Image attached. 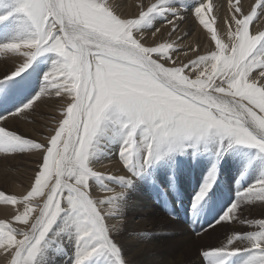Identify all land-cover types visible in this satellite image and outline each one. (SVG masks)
<instances>
[{
	"label": "snow or ice",
	"instance_id": "snow-or-ice-1",
	"mask_svg": "<svg viewBox=\"0 0 264 264\" xmlns=\"http://www.w3.org/2000/svg\"><path fill=\"white\" fill-rule=\"evenodd\" d=\"M172 2L141 0L138 15L122 18L117 14L119 0H18L15 12L25 18L27 36L0 44V53L14 54L5 63H19L10 75L3 73L0 83L52 52L57 59L35 99L54 93L66 102L63 118L46 143L0 126V152L29 150L39 161L25 195L0 191V202L16 206L12 221L20 225L0 220V252L10 258L9 264H40L58 220L62 226L56 235L67 233L73 240L74 264H101L105 259L126 264L111 235L118 225L110 226L107 220L122 214L133 177L165 156L189 148L195 152L200 144H215L218 156L234 145L264 153V30H250L264 15V0H255L247 12L242 4L228 0V42L214 27L212 0H200L192 15L215 48L199 54L198 48L189 46L196 55L187 63L176 58L184 48L183 36L147 43L148 33L155 37L160 31L148 30L158 16L171 13L166 19L169 37L176 34L185 17L170 7ZM10 15H0V23ZM33 103L9 115H26ZM113 123L119 125L118 160L126 175L105 176L92 167L96 138ZM216 170L214 163L194 209L210 191ZM98 178L112 179L120 190L99 183L113 194L94 199L90 180ZM252 198L264 201V175L238 195L217 224L238 220L241 204ZM240 222L255 223L259 230L237 233L227 245L209 247L201 253L208 264H228L242 253L243 264H264V219ZM234 241L244 246L236 247Z\"/></svg>",
	"mask_w": 264,
	"mask_h": 264
},
{
	"label": "rangeland",
	"instance_id": "rangeland-1",
	"mask_svg": "<svg viewBox=\"0 0 264 264\" xmlns=\"http://www.w3.org/2000/svg\"><path fill=\"white\" fill-rule=\"evenodd\" d=\"M121 1L122 0L119 1V7L117 9L118 15H121L122 18H133L138 15L141 0H124V4ZM198 1L200 2V0H173L170 7L179 10V14L185 17V19L179 23V29L176 34L169 37L171 27L166 24V19L171 17V13L167 14L165 17L158 16L153 19L152 26L148 30L154 31L156 28H159L160 31L155 37H152L151 34L148 33L149 39L147 43L149 45H154L162 40H175L177 37L183 36V51H189V46L198 48L199 54H205L209 50H214L215 42L211 41L207 31L199 25L198 21L195 20L192 15L194 8L199 3ZM149 2H151V0H144V3L146 4ZM212 3L217 4V8L219 9L216 10L215 13L216 22L214 27L217 28L218 33L223 37L225 42H228L227 36H223L228 30V18L231 15L228 0H212ZM233 3L242 4L243 10L247 12L249 10V6L253 5L255 0H233ZM17 7L18 0H0V15L11 13L8 19L0 23V44L22 39L27 36V32L24 30L25 18L22 14L15 12ZM192 19L193 21L195 20L194 23L197 28H188L191 23L186 21ZM218 24L219 26H217ZM223 28L226 32L223 31ZM250 30L253 32L264 30V15H259V19L255 20L253 24L250 25ZM183 51L176 55L179 62L187 63L190 58H195L196 53L189 51V55L185 56L183 55ZM13 55V53H0V79L3 78L4 72H8L10 75L11 71L15 70V67L19 66V63H5V61ZM56 59L57 56L55 53L45 52L38 56L31 66L19 76H15L12 79L5 80L3 83H0V116L5 118L4 120H0V126L8 129V126L2 125V122L4 123L7 121L6 116H8L9 113L16 112L39 94L37 90L42 88V84L39 87L38 85L33 87L31 80L33 79L36 81L35 79H37L39 84L42 82L45 83L44 77L52 69L53 63ZM38 69L40 71H38ZM65 102V98L56 97L54 94V103L51 104L52 106H48L43 109V114L40 118L30 117L28 113L30 114L31 110H25L27 114L24 115V117L26 116L25 119H27L28 123L37 125L38 127L36 130L32 131L33 133L36 132V136L29 129H26V131H28L27 134L24 133L25 130L22 131L20 128L15 130L9 128L8 130L15 131L17 134H20L25 138L32 139L40 143H46V137H50L54 134V130L58 126V121L63 118ZM45 118L47 120H45ZM51 120L53 122H51ZM46 128L48 131L45 130ZM118 129V123H113L106 130L110 134V137L102 140L101 146L102 148L105 145L108 146V153L114 151L117 145H121L117 135V133L119 134ZM43 130H45L44 132L46 133H44ZM224 143L226 145L227 141ZM119 149L121 148L119 147ZM217 152L218 149L215 144H200L195 152L193 149L189 148L183 154L176 153L165 156L157 163L151 165L142 175L132 178L131 186L127 188V192L124 195V209H122V215L120 214L117 219L107 220V223H109L110 226L112 224L119 225L118 230L114 231V233L112 232L111 235L120 249H122L121 255L126 264L129 262L138 263V259L144 258L146 255L149 256V254H154V262H160L162 253H164L167 245H170L169 250H175L177 248L175 243L178 233H175V230H179L185 225L196 224L198 226H202L203 228H208L209 231V234L204 240L195 239L196 243L192 245L193 255L189 256L190 258L187 261L188 264L193 261L197 264H208L206 258L201 255L203 251L208 250L209 247L227 245V240L233 234L236 235L237 233L259 230L255 223L242 224L240 222L259 221L264 219V201H261L258 198H252L245 201L246 203L244 202L241 204L238 220L222 222L220 224L216 223L225 214V211H227L226 208L229 209L237 201L238 195L243 193L249 186L255 184L261 175H264V153H261L256 148L242 145H234L233 147L228 148L226 151H223L221 156H218ZM30 153L31 151L29 150L15 153L0 152V191L7 195L20 197L25 195L27 191L30 190L34 175L39 169L38 157H35L37 160L31 157L30 160H27L24 156H22L24 154L26 156ZM119 154L120 150L117 152L116 160H114L117 166H119L115 167V171H118L121 175H126L120 166L118 160ZM17 156H19L18 158L21 157L22 160L19 168L15 166L16 162L12 161ZM109 159L110 157L104 160L110 161ZM23 162L26 163L23 164ZM214 163L217 166V170L213 177L214 182L212 183V187L197 209H194L193 203L195 197L204 185ZM99 166L103 165L100 163ZM22 170H26L27 175H25L27 177L20 176L21 173H25ZM154 171L156 175L154 174ZM2 173L4 177L1 176ZM108 182L110 183V179H108L106 183ZM113 182L114 181H111L112 185H114ZM99 183L104 182L99 178L96 181L90 180L91 189L93 190L92 196L94 199H105L113 194L100 188ZM18 186L21 187L20 190L18 189ZM107 186L111 187V185ZM114 186L118 192L120 190L119 187L117 185ZM137 189H140L146 200H143L142 202L139 200V192ZM96 191L100 193L99 196L96 195ZM149 200L152 202V207H148L151 212L148 210L144 217H135V215L130 214L137 208L139 210L142 209L140 206L142 207L145 201L149 204ZM251 201L253 202L251 203ZM15 207L16 206H9L0 202V220L11 221L13 227H20V225L12 221V217L15 215ZM61 226V221L59 220L53 225L52 231L48 234L49 239L46 242L44 250H48L51 245L57 247L58 244H55V242L59 239V237L55 236L56 233L54 232V229H59ZM150 227H159L160 229L163 228L162 230H166L167 232H159L160 234L158 233L156 235L149 234L148 229ZM124 228L127 231L124 230ZM190 231L192 233L196 232L192 227H190ZM201 232L204 231H200L199 233ZM124 239L128 243L125 242ZM234 244L237 245V242L234 241ZM73 249V240L70 236L57 247L59 253L64 256ZM0 256V264H9V257H6L2 252H0ZM125 257H128V261ZM245 260L246 254L242 253V255L238 254L237 256L231 257L228 264H243ZM187 263L185 262V264ZM40 264L43 263L40 262Z\"/></svg>",
	"mask_w": 264,
	"mask_h": 264
},
{
	"label": "bare ground",
	"instance_id": "bare-ground-1",
	"mask_svg": "<svg viewBox=\"0 0 264 264\" xmlns=\"http://www.w3.org/2000/svg\"><path fill=\"white\" fill-rule=\"evenodd\" d=\"M120 1V0H119ZM215 1V0H214ZM123 4H124V0H122L121 1ZM120 2V3H121ZM199 2V1H198ZM221 2V1H220ZM219 2V3H220ZM120 5H122V4H120ZM191 5H192V3H191ZM222 6V5H221ZM220 6V7H221ZM214 8H215V11H214V13H212V14H210V15H215V13H216V10H219L218 8H217V4H214ZM191 10V9H190ZM195 21V20H194ZM194 21H193V19L192 20H189V21H186V22H189V23H191V25L188 27V28H190V27H195V28H197V26L195 25V23H194ZM188 23V24H189ZM23 26V25H22ZM188 26V25H187ZM217 26H219V24L217 25ZM21 27V26H20ZM187 28V29H188ZM223 31L224 32H226L225 30H224V28H223ZM224 37H226V34L225 35H223ZM8 37V36H7ZM7 43V42H6ZM4 58V57H3ZM1 60V59H0ZM3 61V60H2ZM3 63V62H2ZM35 67V66H34ZM42 67V66H41ZM43 68V67H42ZM37 69V68H36ZM35 69V70H36ZM43 70V69H42ZM38 71H40L39 69H38ZM36 81H34L33 79L31 80V82H32V85H33V87L34 86H37L38 85V87L41 85L42 87H43V85H44V83L42 82V83H40L39 84V81H37V79H35ZM41 88V87H40ZM15 89V88H14ZM41 90H42V88L41 89H38L37 90V92H41ZM36 92V91H35ZM36 92V93H37ZM19 93V92H18ZM39 95V94H38ZM38 95H36V97L38 96ZM35 97V98H36ZM33 99L34 100V103H33V108L32 109H30L29 111H30V114L28 113V115H30V117H38V118H40L41 117V115L43 114V109H45V107H48V106H52L51 104L52 103H54V93L51 95V96H49V95H44V96H42L40 99H38V100H36V99ZM31 99V98H30ZM18 102V101H17ZM20 105V104H19ZM26 112V111H25ZM47 112V111H46ZM45 113V112H44ZM56 115V114H55ZM6 116V115H5ZM11 115H8V116H6V118H7V121H5L4 123L2 122V125H6V126H8L10 129H12V130H15V129H19L20 128V130L22 129V131H24V133H28V131H26V129H29L31 132L32 131H34V130H36L38 127H37V125H33V124H30V123H28V121H27V119H25L26 118V116L24 117V115H17V116H15V117H10ZM50 116H52V115H50ZM45 117V116H44ZM52 118V117H51ZM29 119V118H28ZM31 119V118H30ZM53 119V118H52ZM24 120H25V122H24ZM35 120V119H34ZM45 120H47L46 118H45ZM30 121V120H29ZM36 122V121H35ZM39 122V121H38ZM37 122V123H38ZM43 122V121H42ZM51 122H53L52 120H51ZM36 123V124H37ZM45 123V122H44ZM48 123H49V121H48ZM40 124V123H39ZM38 124V125H39ZM45 125H46V123H45ZM53 125V124H52ZM115 125V124H114ZM30 126H31V129H30ZM43 127V126H42ZM8 128V129H9ZM113 128H116V127H113ZM112 128V129H113ZM46 131H48L47 130V128L45 129ZM45 130H43V132L45 131ZM114 130V129H113ZM118 131H119V129H118ZM33 133V132H32ZM36 132H34L33 134L36 136V134H35ZM44 133H46V132H44ZM41 134V133H40ZM43 135V134H42ZM117 135H118V137L120 136V131H119V134L117 133ZM108 137H110V134L107 132V131H105V132H102L97 138H96V142H95V144H94V147H93V149H92V156H93V165H92V167L94 168V170L95 171H99V172H101V173H103L105 176H108V175H115V174H117L118 173V171H115V167H119V166H117V164L115 163V161L114 160H116V155H117V152H119V147L121 148V145H117L116 146V148L114 149V151H112L111 153H108L107 152V150H108V146H103V148H102V146H101V144H102V140H104L105 138H108ZM37 139V138H36ZM39 140V139H38ZM20 154V153H19ZM18 154V155H19ZM29 155V156H28ZM28 155H26L25 156V154L24 155H22V156H24V158L25 159H27V160H30V157L31 158H34V159H36L35 157H38L37 156V154H35L34 152H31L30 154H28ZM12 156V155H11ZM16 156V155H15ZM19 156H17L16 158H14L12 161L13 162H16L15 163V166L17 167V168H19L20 167V165H21V157L20 158H18ZM108 157H110V161H108V160H104V159H107ZM33 159V160H34ZM37 160V159H36ZM12 162V163H13ZM33 162V161H32ZM164 162V161H163ZM26 162H23V164H25ZM100 163L103 165V166H99L100 165ZM31 164H33V163H31ZM34 165V164H33ZM32 165V166H33ZM160 165H161V163H160ZM10 166V165H9ZM13 166V165H12ZM25 166V165H24ZM27 166V165H26ZM121 166V165H120ZM15 167V168H16ZM22 168H24V167H22ZM166 168V167H165ZM16 170H20V169H16ZM29 170V169H28ZM116 170H118V169H116ZM157 170V169H156ZM22 171H24L25 173H21V175L20 176H22V177H27L26 175V170H22ZM115 171V172H114ZM153 171V170H152ZM163 171V170H162ZM17 172H19V171H17ZM158 172V171H157ZM156 172V173H157ZM10 173H12V172H10ZM161 173V172H160ZM26 174V175H25ZM154 174H155V171H154ZM163 174V173H162ZM121 175V174H120ZM156 175V174H155ZM164 175V174H163ZM1 176L2 177H4L3 176V173L1 174ZM165 176V175H164ZM103 180V179H102ZM108 181V180H107ZM107 181H105V180H103V182L104 183H106ZM111 181H113L112 179H110V183L108 182V183H106L107 185H111V187L112 188H115V186L114 185H112V183H111ZM25 182H26V180H25ZM114 183V182H113ZM24 186V185H23ZM231 186V185H230ZM109 187V186H108ZM18 189L20 190L21 189V187L20 186H18ZM118 189V188H117ZM138 190V198H139V200L142 202L143 200H146V198L144 197V195H143V193L140 191V189H137ZM23 191H24V189H23ZM115 191H116V188H115ZM91 192H93V190L91 189ZM233 192V191H232ZM99 192H97L96 191V195H98L99 196ZM111 194V193H110ZM129 195V194H128ZM127 196V195H126ZM149 196V195H148ZM134 197H135V195H134ZM136 198V197H135ZM138 200V199H137ZM235 200V199H234ZM148 201V200H147ZM253 201H251V203H252ZM145 203V204H144ZM143 203V206L141 207L140 206V208H142V209H138L137 207H138V205H137V209L135 210V208H134V210L135 211H130V212H132V213H130V214H132V215H135V217H144L145 216V214H146V212H148V210H149V212H151L150 211V209H148V207H152L151 206V204H152V202L149 200V204H147V202L145 201ZM246 203V202H245ZM138 204V203H137ZM140 205V204H139ZM10 206V205H9ZM124 209V208H123ZM152 209V208H151ZM13 210V209H12ZM153 210V209H152ZM226 210H228L227 208H226ZM123 211V210H122ZM129 212V211H128ZM226 212V211H225ZM126 213V212H125ZM156 213V212H155ZM128 214V213H127ZM122 215V214H121ZM151 215V214H150ZM126 216V215H125ZM148 216V215H147ZM221 216V215H220ZM220 218V217H219ZM126 219V218H125ZM124 219V220H125ZM147 220V219H146ZM167 223V222H166ZM176 224H178V223H176ZM175 224V225H176ZM217 224V223H216ZM215 224V225H216ZM174 225V224H173ZM119 226V225H118ZM179 226V225H178ZM190 227H192L193 228V230H195L196 232L195 233H192L191 231H190ZM212 227H214V226H212ZM130 228V227H129ZM128 228V229H129ZM134 228V227H133ZM140 229V228H139ZM163 229V228H162ZM162 229H160L159 227H150L149 229H148V232H149V234H158L159 232H161V233H166L167 231L166 230H162ZM210 229V228H209ZM57 230L58 229H54V232L55 233H57ZM124 230H126L125 228H124ZM123 230V231H124ZM144 230V229H143ZM175 230V229H174ZM206 230V231H205ZM127 231V230H126ZM130 231V230H129ZM141 231V230H140ZM169 231V230H168ZM200 231H204V232H201V233H199ZM171 232V231H170ZM174 232V231H173ZM114 233V232H113ZM123 233V232H122ZM169 233V232H168ZM175 233H178V236H177V239H176V243H175V245H176V249L175 250H169V247H170V245H167L166 246V248H165V250H164V253H162V257L160 258V262H154L155 260H154V258H153V255L154 254H149V256H145L144 258H140V259H138V263L139 264H185V262L187 263V261L189 260V256L190 255H193V253H192V245L194 244V243H196L195 242V239L197 240V239H199V240H204L205 239V237L209 234V231H208V228H203L202 226H198V225H196V224H191V225H185V226H182L179 230H175ZM116 234V233H115ZM160 234V233H159ZM196 234V235H195ZM232 234H233V232H232ZM173 235V234H172ZM176 235V234H175ZM56 237H59V239L55 242V244H58L57 245V247L59 246V245H61L64 241H65V239L67 238V237H69L70 235L69 234H67V233H61L60 235H55ZM116 236V235H115ZM232 236H234V234L233 235H231V237ZM120 237V236H119ZM124 237V236H123ZM164 237V236H163ZM166 237V236H165ZM230 237V238H231ZM126 238V237H125ZM168 238V237H167ZM128 239V238H127ZM119 240V239H118ZM125 240V239H124ZM194 240V241H193ZM193 241V242H192ZM125 242H127L126 240H125ZM204 242V241H203ZM237 242V245H235L236 247H243L244 245H242V244H240L238 241H236ZM128 243V242H127ZM201 244H203V243H201ZM122 245V244H121ZM57 247L56 246H54V245H51L49 248H48V250H44L43 251V254H42V256L40 257V262H42L43 264H74V249L72 250V251H69L68 253H67V255H62V254H60L59 253V251L57 250ZM153 247V246H152ZM152 247H150V248H152ZM122 248V247H121ZM128 248V247H127ZM145 250V249H144ZM121 251H122V249H121ZM127 251V250H126ZM125 252V251H124ZM129 252V251H128ZM127 252V253H128ZM150 253V252H149ZM242 255V254H241ZM135 256H136V254H135ZM1 257V256H0ZM130 257V256H129ZM244 257V256H243ZM126 258V257H125ZM128 258V257H127ZM127 258H126V260H127ZM131 258V257H130ZM196 260V259H195ZM204 260V259H203ZM128 261V260H127ZM130 263V262H129ZM128 263V264H129ZM138 263H136V262H132V263H130V264H138ZM101 264H112V261L111 260H109V259H105L104 261H102L101 262ZM188 264V263H187ZM190 264H197L195 261H193V262H191Z\"/></svg>",
	"mask_w": 264,
	"mask_h": 264
}]
</instances>
